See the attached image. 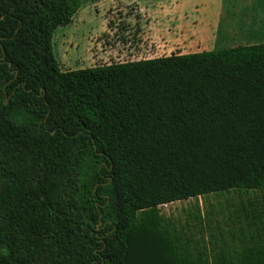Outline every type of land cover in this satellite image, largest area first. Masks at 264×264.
<instances>
[{"label": "trees", "instance_id": "obj_1", "mask_svg": "<svg viewBox=\"0 0 264 264\" xmlns=\"http://www.w3.org/2000/svg\"><path fill=\"white\" fill-rule=\"evenodd\" d=\"M81 3L0 0V264H133L145 211L264 192V44L65 70Z\"/></svg>", "mask_w": 264, "mask_h": 264}, {"label": "crops", "instance_id": "obj_2", "mask_svg": "<svg viewBox=\"0 0 264 264\" xmlns=\"http://www.w3.org/2000/svg\"><path fill=\"white\" fill-rule=\"evenodd\" d=\"M116 7L133 8L118 23L125 21L134 29L135 44L156 47L150 56L158 52L164 54L161 57H169L217 51L221 32L235 38L236 45L230 48L264 44V0H82L74 20L93 26L103 17L105 31L100 32L110 37L115 32L108 28V13ZM206 30L213 33L211 47L207 45ZM185 33L193 34L194 41ZM133 34L127 38L132 39ZM133 45L124 42L128 53ZM150 59L155 57L144 60ZM225 193L226 196L211 194L157 209L178 206L174 210L182 213L178 217L182 221L178 219L177 223L182 222L185 228L181 226L177 244L185 245L186 252L201 264H264V229L246 227L252 216L257 217L255 213L264 210V199H250L254 194L244 192Z\"/></svg>", "mask_w": 264, "mask_h": 264}, {"label": "rangeland", "instance_id": "obj_3", "mask_svg": "<svg viewBox=\"0 0 264 264\" xmlns=\"http://www.w3.org/2000/svg\"><path fill=\"white\" fill-rule=\"evenodd\" d=\"M129 12H133L132 7H116L113 11L108 13L110 28H112L111 31L119 36L118 40L114 41L115 43L112 46L109 41L110 37H105V35L100 32L105 31L103 30L105 27V19L103 17H99L98 23L93 26L85 24L84 21L78 22L73 20V22L67 26L56 28L51 37V53L53 58L57 64L65 70H85L97 64L115 62L126 63L163 56L164 54L160 52H158L157 55L152 54L150 56L152 49L156 48L154 45L153 47L149 45L144 47L141 46V48L139 44H135L134 42V48L131 53L127 52L128 49L125 50L123 42L128 36L133 34L134 29L129 27L125 21L118 23V20H122L124 18L123 15L129 14ZM166 24L167 21L164 22V25ZM205 32L208 33L206 37L207 45L211 47L212 43L214 44L213 33L211 30H206ZM187 35L188 37L190 36V34ZM218 38L216 50L229 49L233 45H236L235 38L232 36L229 37L228 35L226 36L225 33L221 32ZM190 40H192V42L194 41L193 34L190 36ZM231 192L254 194L249 196L250 199H264V195H262L264 192L244 190ZM231 192H228V194ZM218 195L226 196L227 193H220ZM230 198L234 197L231 196ZM176 207L178 206L176 205L172 208L162 207L161 209L148 210L143 213L141 219L144 218L143 220L146 226V233L144 235L145 244L140 248V252H137L135 255L133 264H201V260H195L192 258V254L189 255L186 252L185 245L180 243L177 244L178 238L181 237V226L183 224L182 222L180 224L177 223L178 217L182 215V213L176 212L174 210ZM262 218H264V215ZM179 221H182V219H179ZM256 226L261 230L264 229V225L261 224L259 220L256 221L255 225L248 222L246 227L251 229L254 227L256 228ZM214 255L217 256V254H213V256Z\"/></svg>", "mask_w": 264, "mask_h": 264}]
</instances>
